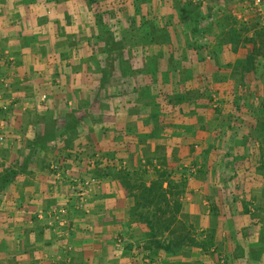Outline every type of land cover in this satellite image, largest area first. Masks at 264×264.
Masks as SVG:
<instances>
[{"label": "crops", "instance_id": "obj_1", "mask_svg": "<svg viewBox=\"0 0 264 264\" xmlns=\"http://www.w3.org/2000/svg\"><path fill=\"white\" fill-rule=\"evenodd\" d=\"M82 1L0 0V51L4 50L11 55L7 69L4 70L0 63V77L8 83L3 86L0 78V95L5 100H12L8 107L10 110L6 111L9 113V124L18 128L25 121L29 129L28 138H32L36 132L43 130L46 113H51L48 120L54 119L61 123L62 129L68 113L74 111L77 116L76 132L68 130L48 141L49 146L57 148L67 146V140H70L68 150L83 153L82 157L73 153V158H70L73 162L66 166L67 172L73 175L84 176L90 173L85 162L89 159L88 154L96 150L114 159L117 162L115 165L131 171L138 163L142 167L147 165L142 162L145 159L151 162L162 159V167L174 180H179L184 174L183 171L178 172L179 168L184 170L186 165L198 160L200 166L206 165L202 166V176L189 182L181 196L183 210L198 218L196 230L208 225L204 209L206 200L200 202V196L205 198L207 190L211 188L217 208L222 209L225 207L223 197L227 196V192H235L239 180L251 173V180H246L244 186L249 191L248 195L255 200L254 207L259 217L256 216L257 219L253 221L247 215L233 219L231 225L235 234L231 232V238L228 237L231 239L228 244L229 254L245 256L244 252L249 251L248 244L257 240L260 230L264 232V166L258 165L262 155L259 146L255 145L261 143L260 147L264 146V134L260 137L263 142L251 143L250 138L257 137L253 132H259V126L252 115V107H248L250 96L245 105L242 101L232 105L230 98L226 100L238 84L233 77L231 79V67L221 63L242 55L250 45L245 49L240 47L233 53L230 44L225 43L219 53V62L211 56L198 57L195 49L187 44L189 30L184 27L187 17L178 15L169 0H146L140 4V11H135L133 0H125V6L117 13L121 18L122 36L128 37L132 43L123 46L119 44L121 54L119 49L114 59L110 55L116 52L106 49L103 32L101 38L97 39L101 31L93 10L82 6ZM105 2L107 10H102L100 19L103 22L114 0ZM140 17L154 19L158 24L159 19V25L166 27V38L152 41L155 31L148 27L141 32ZM137 32L143 34L142 41L136 40L139 37ZM99 48L100 52L97 51ZM223 56L227 61L223 60ZM127 59L133 64L130 70L132 75L127 76L130 83L119 68L112 72L108 68L102 73L105 77L100 76V67L106 63L113 62L115 65ZM106 76L108 82L101 83L100 77L106 79ZM113 80H124L125 84L121 86L119 81L113 84L118 86V91H114L109 84ZM141 86H149L152 95L156 90L160 97V92L165 97H171L175 107L145 105L143 98L134 92ZM209 89L220 92L225 101L223 107H207ZM158 92L154 100L156 103L163 101L159 99ZM250 92L255 93L254 90ZM125 98H130L131 103ZM2 112L0 115H3ZM233 112L235 115H232ZM29 116L34 120L33 123L26 122ZM142 146L146 147V155L142 153ZM84 154H87V158ZM52 157H55L54 153L50 156L46 154L43 158L47 163ZM17 160H21L19 155H15L11 163ZM78 161L84 165L77 167ZM45 166L36 169L30 164L27 168L30 171L19 173L5 189L7 193L12 191L6 194L10 199L8 201L17 202L19 192H22V204L27 201L28 209L31 210L48 207L42 205L44 199L52 198L56 201L58 195L64 197L68 187L63 182L56 185L57 195L51 194L46 182L36 183L48 174L57 177V174L47 172ZM236 169H241L237 175L234 171ZM146 170L144 177L148 184L150 175L155 177L156 174L152 171L154 168ZM34 195L35 198H32ZM87 196V211H76L71 237L74 253L82 261L80 264L186 263L187 258L182 252L186 251L187 245L182 246V252L167 253L170 261L162 258L166 255L163 251L158 252L154 260L150 261L143 253L149 252V249L139 251L134 256L125 254L117 257L118 254L112 251L111 241L122 234L127 226L128 210L133 197L119 180L107 173L91 185ZM62 200L67 202L66 197ZM259 208L263 216L258 212ZM218 224H222V219H218ZM170 228L165 234L171 232ZM129 229L127 239L143 242L149 238L144 222H134ZM238 229L243 232L237 234ZM215 235L219 239L224 238L220 235L219 226H216ZM238 242L239 245H236ZM191 250L200 258L198 260L212 264L197 248ZM261 258L263 261V253ZM243 259L237 257L238 264H243Z\"/></svg>", "mask_w": 264, "mask_h": 264}, {"label": "rangeland", "instance_id": "obj_2", "mask_svg": "<svg viewBox=\"0 0 264 264\" xmlns=\"http://www.w3.org/2000/svg\"><path fill=\"white\" fill-rule=\"evenodd\" d=\"M144 1L146 0H133V6H135V4L137 5V9H135V11H140V4ZM82 2H84V4L82 3V6L85 5L89 9L93 10V14L97 18V20L99 17V19L102 18V10H107L105 0H95L91 3H88L87 0H83ZM169 2L173 9L176 10L178 15L181 16L183 14L184 17H187L188 21L186 23L183 22L185 24L184 27L186 29L188 28L189 30H187V34L189 35L188 38H186L187 44H189V46L195 49L196 56H211L214 57L217 62H219V53L221 50H223L222 46L225 43L230 44V50L233 53H236V51L240 47L245 49L244 47H246L247 45L251 46H249L250 48L248 47V49L244 50L242 55H236L232 60L228 61L227 63H221V65H224L229 68L231 67V79L233 80L234 78L235 82L238 84L237 89L233 90V92H231L230 94V97L228 96L226 100H229L230 98L232 105L233 103L239 104L241 103V101L242 104L245 105V103H247L248 96H250L248 101V107H252V115L257 121L256 125L259 126V132H253V134L257 136V139L250 138V140L252 144H255V141L263 140L260 137L264 134V46L258 48L257 51L254 50L253 57L255 63L253 67L251 66L250 70L245 71L240 66V64H238V61L244 60L247 53L253 51V43L243 42L242 39L244 37H250L254 30L264 26H262L258 22L257 17L253 15L250 10L244 5V0H169ZM124 6L125 0H114V3L112 2L111 4L112 8L110 7V13H107L104 16V22L101 21L104 25L103 29L105 30L104 40L107 44L106 49H108L109 51L116 52L115 55H110V57H113L114 59H116V56H118L119 49V53L121 54V48H118L119 44L123 46L131 45L132 43V41H130L128 37H124V35L122 36L121 33V18L118 16L117 12L120 11ZM229 10L232 12L229 13ZM193 18L195 19L194 22ZM140 20V24L142 26L140 30L141 32L147 30L148 27L155 31V38L152 39V41H160L166 38V27L160 26L161 24L159 19L158 22L160 25L154 19L147 20L143 17H140ZM194 23L195 29H193ZM108 34L109 36H107ZM136 34L139 36L136 37V40L140 41L143 34H139V32H137ZM261 39L262 38L257 39L256 45H259V43H261ZM97 51L100 52V48ZM222 58L223 60L225 59V61H227L225 56H223ZM9 59H11V55L9 53H5L4 50L0 51V63L4 66V70L7 69V62ZM132 67L133 64L130 63L129 59L125 60V62L122 63H115V65L113 62H110V66L108 63H106L104 67H100V76L105 77L104 75H102V73L103 71L108 70V68L110 72H112V70L115 68H119V71L124 72L125 68V70L129 71L127 75H132L130 73ZM223 68L225 69V67ZM6 73L7 72H5L3 76H5ZM123 75L126 76L125 74ZM101 77L100 82L106 84L108 82L107 76L106 79H101ZM0 78H2V76ZM118 81L121 86H124V80ZM118 81H109V84H111L112 86L111 89H113L114 91H118V86H113V84L118 83ZM253 90L255 93L251 94L250 91ZM134 92L137 93V95H140L141 99L143 98L145 105H150L151 107H175V105L171 102V100L173 99H170L171 97H165L162 92H160V97L159 92L157 91L159 99L163 100L160 103H156L154 101L155 99H157L156 90L152 95L150 92V88H148L147 90L144 88V86H141L139 88L137 87ZM208 94L209 95L207 96V107H211L212 109H215L217 107H223L222 105L225 101L221 97V94L218 90L211 89ZM0 96V102L6 99L2 95ZM125 100L131 103L130 98H125ZM159 104H161V106H157ZM232 105L231 107H233ZM234 107L237 106L235 105ZM2 114L3 115H0V117H3L5 113L2 112ZM68 114L69 115L67 116V120L64 123V128H68L71 133H74L76 132L77 116L74 111L69 112ZM233 114L235 115L234 112L232 113V115ZM8 115L9 113L6 112L5 116L3 117L5 120L4 130L6 132V140L2 145H0V171L4 167V165L14 164L15 162L21 161L17 160L11 163V159L13 161L15 155H19L22 159L24 152V150L22 149L23 147H25L27 141L32 140L33 137H35L36 135L40 136L43 131L47 132L52 136L56 131H59L61 127V123H58L56 120H48V117H51L52 114L46 113V118L43 119L45 121L43 130L40 133L36 132L32 138H28L27 132L29 129L27 125H25V121H23L20 127L14 128L8 122ZM27 121L33 123L34 120H32L29 116V120H26V122ZM46 144L47 147H45L46 145H44L43 147L44 156L46 154L50 156L52 153H54L55 157L50 158L45 164V167L47 172H50L51 174L55 173L57 174V177H51L48 174V176L46 175L47 177L45 179L43 178L42 181L39 180L36 183L46 182L48 189L51 190V194L57 195L56 185H59L61 184V182H63L68 187V191L64 195V197L67 198V202L62 200L64 199L63 195H58L56 201H54L55 199L52 198L44 199L43 201H41L42 205L48 207H37L33 209L30 208L31 210H29V205L27 206V201L26 203L22 204L21 199L22 197L24 198V195L22 196V192H19L17 202H11L8 201L10 199L6 194L12 191H8V193L5 192V189L9 184H7V186L1 189L0 264L82 263V261L80 262L79 260V255H76L74 253L73 242L71 241V237L72 232L74 230V222L76 221L75 215L77 214L75 213L78 210L87 211V195L90 191L91 185L97 181L98 177L100 178L101 176L100 172L97 171L95 173V171H93L92 163L95 161H99V165H104L107 163L110 164L111 162H113V164H117V162L110 156L103 155L99 150H96L88 154L90 155L88 157L89 159L85 162V165H87L88 170H90V173L84 176L73 175L67 172L66 166H70V164L73 162V159L70 160V158H73V153L78 155L79 157H82L83 153L77 154L75 150H68V145H63L62 147L55 148L49 146L48 143ZM255 145L259 146V150L262 155V158L260 159V164L258 165H260V167L264 166V150L261 149H264V146L260 147L261 143H257ZM250 147L252 148V145H250ZM143 154L146 155L147 153ZM84 155H86L85 157L87 158V154ZM145 160H143L142 162H145L147 165L142 167L138 163L136 166L133 167V171H135L134 173L136 175H141L142 179L146 182L147 178L144 177L147 173L146 168H154L159 170L164 169L162 167L164 161L162 159H157L156 161L152 162H147ZM33 162L34 158L31 160L30 164H33ZM156 162L158 163V165ZM81 164L84 165V163H79L78 161V166H76L80 167L82 166ZM181 166L183 168L185 167L184 165ZM202 166L206 165L201 164L200 166L199 161L195 160L192 161L190 164L186 165L184 170H182V168H179L178 172L183 171L184 173L181 175V178H179V180H174L169 174L165 173L164 177L166 178L164 181L166 182V184H164L163 181L162 185L163 187L171 185L170 190L173 193V198L178 201L180 206L179 210H175L173 205L174 202L172 201V199H170V210H172L173 212L175 211L173 213V216H168L167 218H165L166 220L163 216L160 219L158 217H154V219L156 220L155 226L158 228L160 227L159 231L154 237V239H159V245L155 242H150L149 238L143 242L135 240L136 243L134 242V240L127 239L129 238L128 231L130 230V226L127 225L122 230V234L117 235L113 239V241H111L112 251L118 254L117 257H122L125 254H129V256H134L139 251L149 249V252L147 251L143 253L150 258V261L154 260V256L160 251H163L166 254L163 255L162 258L167 259V253L173 254L179 251L182 252V246L187 245V247H185L186 251L182 252V255L187 258V261H185L186 263H181V261H172L168 264H206L207 261L198 260L200 258H197V256L192 253L191 249L194 247L197 248L200 253L203 254V256H207V259L211 261L212 264H238L237 257L245 258L241 260L242 262H244L243 264H250V262H254L256 264H264V260L262 261L261 258V254H264V232L262 230L259 231L257 240L251 241L252 243L248 244L249 251L248 253L244 252L245 256H240V254H229L228 252V244L229 241H231V239H228V237L231 238L232 234H235L233 225H231L234 223L233 219L242 215H247L249 218L252 219L251 221H253V219H257V217H259L256 213L257 209L256 207H254L255 200L252 198V196L248 195L249 191L244 186V182L246 180H251V173L247 174L246 178L244 177L245 179L239 180V186L238 188L236 187L235 192H227V196L223 197L222 203L223 205H225V207H223L222 209L217 208V205L213 200L214 191L211 190V188L207 190L205 198L204 196L202 198L200 196V202L203 201L202 199L206 200L204 202V209L206 210L205 214L207 215L206 219L208 223L206 227L196 230L198 226V218L195 217V215L189 213L188 211L186 212L183 210L181 203V196L183 194L182 192L187 187L189 182L192 183L193 181L198 180L199 177L202 176ZM240 170H234L235 174L237 175ZM152 171L154 173L155 170ZM35 174L33 176H35ZM43 174L44 173H42L41 175ZM89 177H93L95 179L94 182L92 184L89 182V184L85 187L83 194H80L79 191L82 187L81 182L88 180ZM150 177L151 179L149 180L148 184L150 183L154 175H150ZM55 180H57V182H55ZM125 188L127 189V187ZM32 198H35V195ZM243 204L245 208L243 206L241 207V205ZM237 205H239V207ZM151 209L154 210V208ZM243 210H245V212ZM258 212L261 214L260 208L258 209ZM156 214H159V212L156 211ZM218 219H222V224H218ZM224 219L227 221L225 222ZM164 223H169V227H171V232L168 231L167 234H165V231H167L168 228H164ZM216 226H219L220 235L224 238L219 239V237L215 235ZM242 232V229H238L236 231L237 234H240ZM177 238L179 240L177 245L168 242V240L170 239ZM167 242L171 245L170 248L164 246ZM236 245H239V242Z\"/></svg>", "mask_w": 264, "mask_h": 264}, {"label": "trees", "instance_id": "obj_3", "mask_svg": "<svg viewBox=\"0 0 264 264\" xmlns=\"http://www.w3.org/2000/svg\"><path fill=\"white\" fill-rule=\"evenodd\" d=\"M26 1H33V0H26ZM93 1L95 0H87L88 3H91ZM134 7L135 9H137L136 4ZM99 18L97 20V25L101 32L99 33V35H97V39L101 38L102 32H103V36L105 34V30L104 29L102 30L104 25ZM194 21L195 19L193 18V22ZM193 29H195V23ZM107 36H109V34ZM258 38H262L261 43H259V45H256ZM242 40L243 42L253 43V51L247 53L244 60L238 61V64H240V66L245 71H248L251 69V66L252 67L254 66L255 63L253 57L254 50L257 51L258 48L264 46V27L257 28L252 32L250 37H244ZM128 73L129 71L125 70L124 68V74L126 75V80L128 83H130V81L127 79ZM144 88L148 90L149 87L144 86ZM66 130L68 131V128H62L59 131H56L52 136L47 132L43 131V133L40 136L36 135L35 137H33L32 140L27 141L25 147H23L22 149L24 150V152L21 161L15 162L14 164L4 165V167L1 169L0 190L3 189L5 186H7V184L12 182L19 173L30 171V170L27 171V168L30 166L31 160L33 158H34V162L32 165L36 169L44 167L46 164V161L43 158L44 145H46L45 147H47L46 143H48L49 140H51L57 135L64 134ZM67 144L68 146H70V140H67ZM141 148L143 153H145L146 147L142 146ZM145 161L151 162L149 159H146ZM99 163H100L99 161H95L92 163L93 170L95 172L97 171L100 172L101 176L104 173H107L111 175L113 178L119 180L123 186L127 187L129 195L133 197V203L128 210L129 221L126 223V225L131 226V224L134 222H139V221L144 222L148 228L147 233L150 242L152 241L159 245V239H154V237L159 231L160 227L158 228L155 226L156 220L154 219V217L155 218L158 217L160 219L163 216L165 219L168 216L169 217L173 216V213L175 211L173 212L172 210H170L171 209L169 202L170 199H172V201L174 202V204L173 203L172 204L174 205L175 210H179V206H180L178 201L173 198V193L170 190L171 185H167V187H163L162 185V182L166 178L164 176L165 173H167V171L165 169H160V170L154 169L155 170L154 173L156 174V176L152 178L149 184H146V182L142 179L141 175H136L134 173L135 171H131L125 167H119L113 164V162L104 165H99ZM103 166L105 167L102 169ZM151 208H154V210H152ZM156 211H158L159 214H156ZM163 226L165 229L170 228L169 223L168 224L164 223ZM168 242L177 245L179 240L178 238L170 239L168 240ZM168 242L164 246L170 248L171 245L168 244Z\"/></svg>", "mask_w": 264, "mask_h": 264}, {"label": "built area", "instance_id": "obj_4", "mask_svg": "<svg viewBox=\"0 0 264 264\" xmlns=\"http://www.w3.org/2000/svg\"><path fill=\"white\" fill-rule=\"evenodd\" d=\"M244 5L250 10V12L255 15L258 19V22L264 26V0H244ZM1 83L3 86H7V80L3 77L1 78ZM45 95L43 94L42 97ZM10 103H12V100H4L0 102V111L6 112L8 110V107H10ZM5 120L3 117H0V145L4 143L6 140V132L4 130ZM93 177H89L88 180L82 181V187L79 191L80 194H83V191L85 187L89 184V182L92 184L94 182ZM83 188V189H82Z\"/></svg>", "mask_w": 264, "mask_h": 264}]
</instances>
